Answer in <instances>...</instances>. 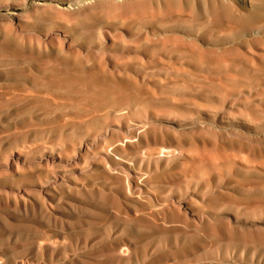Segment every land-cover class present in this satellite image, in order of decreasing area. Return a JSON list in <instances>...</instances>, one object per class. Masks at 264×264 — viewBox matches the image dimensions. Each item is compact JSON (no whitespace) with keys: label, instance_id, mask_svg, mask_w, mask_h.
<instances>
[{"label":"rangeland","instance_id":"374dc122","mask_svg":"<svg viewBox=\"0 0 264 264\" xmlns=\"http://www.w3.org/2000/svg\"><path fill=\"white\" fill-rule=\"evenodd\" d=\"M0 36V264H264V0H0Z\"/></svg>","mask_w":264,"mask_h":264},{"label":"bare ground","instance_id":"6f19581e","mask_svg":"<svg viewBox=\"0 0 264 264\" xmlns=\"http://www.w3.org/2000/svg\"><path fill=\"white\" fill-rule=\"evenodd\" d=\"M71 2H72V1H71ZM73 3H74V2H73ZM227 11H228V10H227ZM233 11H234V10H233ZM233 11H232V12H233ZM205 12H206V11H205ZM215 12H216V11H215ZM220 12H221V11H220ZM222 12H223V11H222ZM211 13H212V12H211ZM223 13H224V12H223ZM223 13H222V14H223ZM212 14H213V13H212ZM212 14H210V15H212ZM225 14H226V13H225ZM218 15H219V13H218ZM223 15H224V14H223ZM227 15H228V14H227ZM208 16H209V15H208ZM225 16H226V15H225ZM228 16H229V15H228ZM228 16H227V17H228ZM231 17H232V16H231ZM42 18H43V17H42ZM213 18H214V17H213ZM228 18H229V17H228ZM225 19H226V18H225ZM231 19H232V18H231ZM234 19H235V18H234ZM236 19H237V18H236ZM43 20H44V19H43ZM206 20H207V19H206ZM222 20H223V19H222ZM226 20H227V19H226ZM229 20H230V19H229ZM37 21H38V20H37ZM223 21H225V20H223ZM232 21H233V20H232ZM237 21H238V20H237ZM233 22H235V21H233ZM225 23H226V22H225ZM228 23H229V22H228ZM228 23H226V24H228ZM231 23H232V22H231ZM231 23H230V24H231ZM242 23H243V22H242ZM81 25H82V24H81ZM76 26H77V25H76ZM82 26H83V25H82ZM233 26H234V24H233ZM233 26L230 25V27H232V28H233ZM235 27H236V26H235ZM236 28H238V26H237ZM236 28H235V29H236ZM240 28H241V27H240ZM94 30H95V29H94ZM92 31H93V30H92ZM90 32H91V29H90ZM92 33H93V32H92ZM2 34H3V33H2ZM2 34H1V36H2ZM1 36H0V37H1ZM3 36H4V35H3ZM5 36H7V35H5ZM2 38H4V37H2ZM5 38H8V37H5ZM0 39H1V38H0ZM3 41H4V40H3ZM1 42H2V41H1ZM3 43H5V42H3ZM6 43H7V42H6ZM12 43H13V42H12ZM12 43H11V44L9 43V45L12 46V45H13ZM1 44H2V43H1ZM1 44H0V46H1ZM14 44H15V43H14ZM9 45H8V46H9ZM2 46H3V44H2ZM4 46H5V45H4ZM8 46H7V47H8ZM11 46H10V47H11ZM14 46H15V45H14ZM29 46H30V45H29ZM16 47H17V46H16ZM16 47H15V50H16ZM154 47H155V46H154ZM1 48H2V47H1ZM18 48H19V47H18ZM151 48H153V47H151ZM155 48H156V47H155ZM155 48H154V49H155ZM6 49H7V48H6ZM28 49H30V48L28 47ZM8 50H9V52L11 51L10 49H8ZM8 50H7V51H8ZM15 50H14V51H15ZM18 50L20 51V49H18ZM18 50H17V51H18ZM25 50H26V49H25ZM156 50H157V49H156ZM161 50H162V49H161ZM181 50H182V49H179V52H180ZM184 50H185V49H184ZM35 51H36V50H35ZM37 51H38V50H37ZM162 51H163V50H162ZM175 51H176V50H175ZM27 52H28V50H27ZM29 52H30V51H29ZM29 52H28V53H29ZM38 52H39V51H38ZM38 52H37V53H38ZM54 52H55V51H54ZM189 52H190V51H189ZM189 52H187V53H189ZM11 53H12V51H11ZM15 53H16V51H15ZM25 53H26V52H25ZM25 53H24V54H25ZM31 53H32V52H31ZM31 53H29V54H31ZM162 53H163V52H162ZM33 54H34V53H33ZM35 54H36V53H35ZM35 54H34V56H35ZM182 54H183V53H182ZM190 54H191V52H190ZM17 55H18V53H17ZM26 55H27V54H26ZM26 55H25V56H26ZM52 55H54V54H52ZM55 55H56V54H55ZM55 55H54V56H55ZM22 56H23V54L20 56L19 59L25 57V56H23V57H22ZM31 56H32V54H31ZM38 56L40 57V55H38ZM43 56H45V54H44ZM192 56H193V55H192ZM1 57H2V56H1ZM1 57H0V59H1ZM28 57H29V55H27V58H28ZM35 57H36V56H35ZM39 57H38V58H39ZM41 57H42V56H41ZM51 57H52V56H51ZM57 57H58L57 59H58V61H59V54H58ZM60 57H61V56H60ZM86 57H87V55H86ZM86 57H85V58H86ZM4 58H5V57H4ZM8 58H9V57H8ZM11 58H12V57H11ZM31 58H33V57H31ZM36 58H37V57H36ZM44 58H45V57H44ZM47 58H48V57H47ZM63 58H65V57H63ZM63 58H62V59H63ZM12 59H13V58H12ZM16 59H17V58H16ZM25 59H26V58H25ZM40 59H41V58H40ZM51 59H52V58H51ZM156 59H157V58H156ZM6 60H7V59H6ZM9 60H10V59H9ZM29 60H30V59H29ZM55 60H56V58H55ZM184 60H185V59H184ZM50 61H51V60H50ZM129 61H130V60H129ZM185 61H186V60H185ZM13 62L15 63V61H13ZM69 62L73 63L72 61H69ZM153 62H154V61H153ZM48 63H49V61H48ZM61 63H62V62H61ZM128 63H129V62H128ZM130 63H131V61H130ZM135 63H136V62H135ZM135 63H134V64H135ZM137 63H138V62H137ZM163 63H164V62H163ZM80 64H81V63H80ZM140 64H141V63H140ZM140 64H139V65H140ZM198 64H200V63H198ZM61 65H62V64H61ZM68 65H69V64H68ZM70 65H71V64H70ZM73 65H74V64H73ZM136 65H137V64H136ZM153 65H154V64H153ZM62 66H63V65H62ZM140 66H142V65H140ZM140 66H139V67H140ZM161 66H162V65H161ZM163 66H166V65H163ZM44 67H45V66H44ZM44 67H42V68L40 67V68H41V71H42L43 73H46V71H47L46 69H47V68H44ZM52 67H53V66H52ZM58 67H59V66H58ZM58 67H57L56 69L53 68L54 71L51 70L53 74H50V77L48 76V78H50L51 81L54 80V82H55V87H56L57 85H58L59 87H60L61 85H62V86H66L68 89H70V90H72V91H74V92H80V91L85 92V91H90V92H93L94 94H95V92H96V93H97V92H98V93L103 92V90H101V89H99L97 86H95V83H94V82H97V83L99 82V83H100V82H103V81L105 80V79H103L104 77L102 76V72L100 73V70H99V71H98V70H96V71H89V72L86 71V74L82 73V74H84V75H82L83 77H81V78L67 77V79L61 80L60 78H58V76H57L56 74H58V75H68L69 73H68V71H67L66 69L61 70V69H62L61 67H60L61 69L59 70ZM64 67H66V66H64ZM69 67H70V66H69ZM72 67H73V66H72ZM74 67H75V66H74ZM89 67H91V66H89ZM151 67H152V66H151ZM151 67H150V68H151ZM158 67H159V66H158ZM158 67H156V68H158ZM50 68H51V67H50ZM148 68H149V67H148ZM160 68L162 69V67H160ZM166 68H167V67H166ZM98 69H99V68H98ZM137 69H138V68H137ZM152 69H153V68H152ZM163 69H164V67H163ZM48 70H49V69H48ZM73 70H74V69H73ZM89 70H90V69H89ZM92 70H93V69H92ZM145 70H146V68H145ZM164 70H166V69H164ZM69 71H70V69H69ZM97 71H98V72H97ZM17 72H18V71H17ZM71 72H72V71H71ZM71 72H70V74H71ZM73 72H74V74H76V73H75L76 71H73ZM79 72H80V71H79ZM9 73H10V72H9ZM21 73H22V72H21ZM28 73H29V76H28V77H30V75H31V76H34V77H38V76L36 75V72H35V74H34L32 71H30V69H29ZM55 73H56V74H55ZM4 74H5V73H4ZM11 74H12V73H11ZM14 74H15V72L13 73V75H14ZM18 74H19V73H18ZM23 74H25V73H23ZM26 74H27V73H26ZM70 74H69V75H70ZM77 74H78V72H77ZM80 74H81V72H80L78 75H80ZM104 74H105V73H104ZM104 74H103V75H104ZM106 74H107V73H106ZM106 74H105V75H106ZM6 75H7V74H6ZM13 75H12V76H13ZM16 75H17V74H16ZM27 75H28V74H27ZM39 75H40V74H39ZM47 75H48V74H47ZM108 75H109V74H108ZM117 75H118V74H117ZM4 76H5V75H4ZM4 76H3V77H4ZM8 76L10 77V75H8ZM19 76H20V75H19ZM70 76H71V75H70ZM119 76H120V75H119ZM13 77H14V76H13ZM15 77H16V76H15ZM106 77H107V75H106ZM110 77L112 78L111 75H110ZM0 78H2V77L0 76ZM38 78H39V77H38ZM107 78H109V77H107ZM128 78H129V77H128ZM3 79H4V78H3ZM31 79H32V78H31ZM33 79H34V78H33ZM33 79H32V80H33ZM36 79H37V78H36ZM36 79H35L33 82H35ZM40 79L43 81L44 77H43V79H42V78H40ZM120 79H121V78H120ZM106 80H107V79H106ZM109 80H110V78H109ZM51 81H50V82H51ZM122 81H125V80H122ZM48 82H49V81H48ZM48 82H47V83H48ZM50 82H49V83H50ZM107 82H109V81H105V85H106ZM110 82H111V80H110ZM112 82H113V78H112ZM112 82H111V83H112ZM128 82H129V81H128ZM132 82L134 83V81H132ZM132 82H130V83H132ZM43 83H44V82H43ZM56 83H57V85H56ZM103 83H104V82H103ZM113 83L115 84V81H114ZM113 83H112V84H113ZM125 83H126V82H125ZM125 83L123 82L124 86H125ZM171 83H172V84H176V83H173V82H171ZM51 84H53V83L51 82ZM116 84H117V83H116ZM168 84H169V83H168ZM181 84H182V83H181ZM15 85H17V83H16ZM25 85H26V84H25ZM96 85H97V84H96ZM119 85H120V84H119ZM131 85L134 87V84H131ZM131 85H130V86H131ZM170 85H171V84H170ZM178 85H179V84H178ZM183 85H184V84H183ZM20 86H21V85H20ZM42 86H43V85H42ZM42 86H41V88H42ZM99 86H100V85H99ZM107 86H110V85H107ZM107 86H106V87H107ZM112 86H113V85H112ZM112 86H111V87H112ZM114 86H115V85H114ZM126 86H127V85H126ZM130 86H128V87H130ZM132 86H131V87H132ZM1 87H2V86H0V88H1ZM10 87H12V89H13V86H10ZM22 87H23V86H22ZM25 87H26V86H25ZM25 87H24V88H25ZM55 87H54V88H55ZM96 87H97L100 91H99ZM116 87H118V85H117ZM131 87H130V89H131ZM126 88H127V87H126ZM4 89H6V88H4ZM12 89H11V90H12ZM115 89H116V88H115ZM120 89H121V88H120ZM123 89H124V88H123ZM130 89H129V91H130ZM136 89H137V88H136ZM1 90H3V89H1ZM7 90H8V89H7ZM9 90H10V89H9ZM9 90H8V91H9ZM11 90H10V91H11ZM15 90H17V89H15ZM20 90L22 91V89H20ZM27 90H29V88H27ZM31 90H32V89H31ZM31 90H30V91H31ZM110 90H111V89H110ZM121 90H122V89H121ZM131 90H132V89H131ZM134 90H135V89H134ZM30 91H29V92H30ZM32 91H33V90H32ZM32 91H31V92H32ZM114 91H115V90H114ZM135 91H137V90H135ZM135 91H134V92H135ZM1 92H2V91H1ZM26 92H28V91H26ZM31 92H30V93H31ZM48 92H49V91H48ZM131 92H132V91H131ZM141 92H142V91H141ZM146 92H148V91H146ZM2 93H4V92H2ZM41 93H42V92H41ZM41 93H40V94H41ZM44 93H45V92H43V95H44ZM72 93H73V92H72ZM93 93H91V94H93ZM103 93H104V92H103ZM103 93H101V94H103ZM123 93H124V92H123ZM0 94H1V93H0ZM35 94H36V91H35V93H34V96H35ZM45 94H46V93H45ZM69 94H70V93H69ZM69 94H68V95H69ZM101 94H100V95H101ZM114 94L116 95V93H114ZM139 94H141V93H139ZM143 94H144V93H143ZM143 94H142V97H143V98H140V99H142L141 101H144L143 99H145L144 96H143ZM24 95H25V94H24ZM24 95H23V97H24ZM27 95H29V94L27 93ZM27 95H25V96H27ZM30 95H31V94H30ZM32 95H33V94H32ZM46 95H47V96H46V98H47V97H48V93H47ZM50 95H52V94H50ZM50 95H49V96H50ZM104 95H106V93H104ZM107 95H109V98L111 97V94L108 93ZM121 95H123V94H121ZM132 95H134V94H132ZM132 95H131V96H132ZM135 95H137L136 92H135ZM144 95H145V94H144ZM147 95H148V94H146L145 97H146ZM36 96H37V94H36ZM41 96H42V95H41ZM70 96H72V94H71ZM124 96H125V94H124ZM126 96H127V95H126ZM126 96H125V97H126ZM131 96H130V97H131ZM137 96H140V97H141V95H137ZM148 96H149V95H148ZM27 97H28V96H27ZM27 97H25V99H27ZM30 97H31V96H30ZM44 97H45V96H44ZM51 97H52V98H55V97H53V95H52ZM56 97H57V95H56ZM58 97H59V96H58ZM64 97H66V96L64 95ZM77 97H78V96H77ZM77 97H76V98H77ZM116 97H117V96H116ZM150 97H151V95L149 96L148 99H150ZM16 98H17V97H16ZM19 98H20V96H19ZM21 98H22V96H21ZM66 98H67V97H66ZM97 98H98V97H97ZM107 98H108V97H107ZM112 98H113V97H112ZM123 98H124V97H123ZM126 98H127V97H126ZM137 98H139V97H137ZM28 99H29V98H28ZM48 99H51V98L48 97ZM56 99H57V98H56ZM68 99H69V98H68ZM68 99H67V100H68ZM78 99H80V100H78V101H81L80 96H79ZM120 99H121V98H120ZM1 100H2V99H1ZM1 100H0L1 103H2V101H3L4 104H6L5 101H4V100H6L5 97L3 98L2 101H1ZM7 100H8V99H7ZM7 100H6V101H7ZM62 100H63V99H62ZM65 100H66V99H65ZM67 100H66V101H67ZM74 100L76 101L77 99H74ZM82 100H83V99H82ZM92 100H93V99H92ZM92 100H91V101H92ZM132 100H133V99H132ZM136 100H137V99H136ZM11 101H14V100L11 99ZM51 101H52V100H51ZM53 101H55V100L53 99ZM53 101H52V102H53ZM60 101H61V99H60ZM60 101H59V98H58V102H60ZM72 101H73V99H72ZM84 101H85V100H84ZM93 101H95V100H93ZM111 101H112V100H111ZM134 101H135V100H134ZM138 101H139V100H138ZM32 102H35V100L32 101ZM38 102L40 103V101H38ZM38 102H37V103H38ZM41 102H42V101H41ZM48 102H49V101H48ZM82 102H83V101H81V103H82ZM88 102H89V101H88ZM136 102H137V101H136ZM7 103H8V102H7ZM9 103H11V102L9 101ZM23 103H24V102H23ZM37 103H36V105H38ZM70 103H71V102H70ZM78 103H80V102H78ZM99 103H100V102H99ZM99 103H98V106H99V108H100V105L102 104V102H101L100 104H99ZM103 103H106V101L103 102ZM139 103H140V102H139ZM139 103H138V104H139ZM2 104H3V103H2ZM2 104H0V105H2ZM28 104H29V103H28ZM40 104H41V106H42V103H40ZM50 104H51V103H50ZM50 104H49V105H50ZM140 104H141V103H140ZM140 104H139V105H140ZM33 105H34V107H35V104H33ZM84 105H86V104H84ZM91 105H92V104H91ZM93 105H94V104H93ZM31 106H32V103H31ZM39 106H40V105H39ZM47 106H48V105H47ZM54 106H55V105H54ZM65 106H66V105H65ZM89 106H90V103H89L88 107H89ZM95 106H96V105H95ZM103 106H104V105H103ZM122 106H123V105H122ZM44 107H45V106H44ZM92 107H93V106H92ZM2 108H3V105H2ZM2 108H1V109H2ZM7 108H8V107H7ZM19 108H20V107H19ZM41 108H42V107H41ZM46 108H48V107H46ZM50 108H51V107H50ZM50 108H49V109H50ZM52 108H53V107H52ZM3 109H4V108H3ZM21 109H22V108H21ZM21 109H19V110H21ZM25 109H26V108H25ZM42 109H43V108H42ZM49 109H48V110H49ZM68 109H69V108H68ZM89 109H92V108H89ZM96 109H97V108H96ZM17 110H18V109H17ZM94 110H95V109H94ZM98 110H99V109H98ZM116 110H120V109H116ZM8 111H9V109H8ZM8 111H7V112H8ZM27 111H29V108H28ZM55 111H57V110H55ZM86 111H87V110H86ZM89 111H91V110H89ZM100 111H102L101 108H100ZM100 111H99V112H100ZM105 111H106V110H105ZM105 111H103V112H105ZM5 112H6V111H5ZM17 112H18V111H17ZM20 112H22V111H20ZM20 112H18V113H20ZM23 112H24V111H23ZM49 112H50V111H49ZM87 112H88V111H87ZM87 112H86V113H87ZM95 112H96V111H95ZM107 112H108V111H107ZM29 113H30V112H29ZM32 113H33V112H32ZM47 113H48V112H47ZM84 113H85V111H84ZM88 113H89V112H88ZM96 113H97V112H96ZM34 115H35V114H34ZM39 115H40V114H39ZM46 115H47V114H46ZM80 115H81V114H80ZM84 115H85V114H84ZM100 115L102 116V114H100ZM16 116H17V115H16ZM18 116H19V115H18ZM71 116H72V114H71ZM92 116H94V115H92ZM96 116H97V115H96ZM96 116H95V117H96ZM104 116H105V115H104ZM10 117H11V116H10ZM75 117H76V116H75ZM90 117H91V116H90ZM45 118H46V117H45ZM59 118H60V117H59ZM62 118H63V117H62ZM62 118H61V119H62ZM68 118H69V117H68ZM82 118H83V120H84V119L86 118V115H85V118H84V117H82ZM82 118H80V119H82ZM28 119H29V118H28ZM28 119H26V121H27ZM66 119H67V118H66ZM66 119H64L63 121L61 120L62 122H61L60 126L62 125L63 122H65ZM72 119H73V118H72ZM77 119H79V118L77 117ZM116 119H117V118H116ZM22 120H23V119H22ZM29 120H30V119H29ZM29 120H28V121H29ZM46 120H47V118H46ZM52 120H53V119H52ZM58 120H59V119H58ZM69 120H70V119H68V121H69ZM87 120H88V115H87ZM87 120H86V121H87ZM89 120H90V119H89ZM89 120H88V121H89ZM66 121H67V120H66ZM68 121H67V122H68ZM75 121H76V120H75ZM78 121L80 122V120H78ZM84 121H85V120H84ZM84 121L82 122V124L84 123ZM91 121H92V120H91ZM12 122H13V121H12ZM43 122H44V121H43ZM21 123H22V121H21ZM24 123H25V120H24ZM24 123H23V124H24ZM28 123H31V122L29 121V122H27V124H28ZM45 123H46V122H45ZM47 123L49 124V122H47ZM72 123H73V122H72ZM90 123H91V122H90ZM0 124H1V123H0ZM23 124H22V125H23ZM34 124H35V123H34ZM48 124H47V126L44 125V124H43V125L41 124V125L43 126V129H44V126H45L46 128L49 126ZM74 124H75V123H74ZM76 124H77V123H76ZM12 125H13V123H12ZM37 125L41 126L40 124H37ZM37 125H35V126L37 127V129H38V130H41V129H39V127H38ZM51 125H52V124H51ZM51 125H50V128H51ZM53 125H54V122H53ZM80 125H81V124H80ZM17 126H18V125H17ZM26 126H27V128H28V127H29V124H28V125H26V124L23 125V127H26ZM60 126H59V127H60ZM73 126H74V125H73ZM78 126H79V125H78ZM13 127H14V126H13ZM13 127H12V128H13ZM18 127H19V126H18ZM53 127H54V126H53ZM61 127H62V126H61ZM3 128H4V127H3ZM16 128H17V127H16ZM32 128H34V127H32ZM48 128H49V127H48ZM50 128H49V129H50ZM1 129H2V128H1ZM13 129H15V128H13ZM24 129H26V128H24ZM28 129H29V128H28ZM28 129H27V131L29 132ZM34 129H35V128H34ZM34 129H33V130H34ZM57 129H58V128H57ZM3 130H4V129H3ZM5 130H7V128H6ZM9 130H10V128L8 129V131H9ZM11 130H12V129H11ZM15 130H16V131H15ZM15 130H14V131H15L17 134H15V137H13V139L16 138L18 134L20 135L19 132H22V131H20L21 129H20V130H19V129H18V130L15 129ZM70 130H71V129H70ZM18 131H19V132H18ZM43 131H44V130H43ZM0 132H1V131H0ZM6 132H7V131H6ZM12 132H13V131H12ZM24 132H25V130H24ZM31 132H32V131H31ZM35 132H36V129H35ZM39 132H41V131H39ZM72 132H73V131H72ZM72 132H71V133H72ZM151 132H152V131H151ZM4 133H5V132L1 133L2 136L0 135V138L3 137V134H4ZM25 133H26V132H25ZM25 133H24V134H25ZM57 133H58V132H57ZM7 134H8V133H7ZM7 134H5L6 137L11 136V133H10V135H8V136H7ZM21 134H22V133H21ZM41 134H42V133H41ZM13 135H14V134H13ZM22 135H23V134H22ZM22 135H21V136H22ZM37 135H38V134H37ZM37 135H36V136H37ZM42 135H43V134H42ZM34 136H35V135H34ZM4 137H5V136H4ZM19 137H20V136H19ZM37 137H38V136H37ZM57 137H58V136H57ZM142 137H143V136H142ZM153 137H154V135H153ZM25 138H26V137H25ZM41 138H42V137H41ZM16 139H17V138H16ZM28 139H29V138H28ZM28 139H27V140H28ZM49 140H50V139H49ZM141 140H142V139H141ZM13 141H15V139H14ZM13 141H12V142H13ZM139 141H140V140H139ZM143 141H144V139H143L141 142H143ZM27 142H28V141H27ZM49 142H50V141H49ZM117 142H118V141H117ZM9 143H10V142H9ZM12 144H13V143H12ZM24 144H25V143H24ZM60 144H61V143H60ZM123 144H124V143H123ZM126 144H127V142H126ZM128 144H129V143H128ZM135 144H136V143H135ZM145 144H146V141H145ZM10 145H11V144H10ZM46 145H47V144H46ZM52 145H53V144H52ZM12 146H13V145H12ZM50 146H51V145H50ZM61 146H62V145H61ZM121 146H122V145H121ZM130 146H131V145H130ZM136 146H137V145H136ZM34 148H35V147H34ZM38 148H41V147H38ZM42 148L44 149V147H42ZM42 148H41V149H42ZM59 149H60V147H59ZM105 149H106V148H105ZM117 149H118V147H117ZM117 149H116V150H117ZM133 149H134V148H133ZM136 149H137V148H135L134 151H135ZM28 150H30V149H28ZM34 150H35V149H34ZM122 150H123V149H122ZM137 150H138V149H137ZM5 151H7V150H5ZM19 151H20V150H19ZM31 151H33V149H32ZM102 151H103V150H102ZM120 151H121V150H120ZM124 151H126V150H124ZM124 151H123V152H124ZM139 151H140V150H139ZM8 152H9V150H8ZM27 152H28V151H27ZM107 152H108V151H107ZM123 152H122V153H123ZM135 152L138 153V151H135ZM4 153H6V152H4ZM125 153H126V152H125ZM69 154H70V153H68L67 155H69ZM139 154H140V153H139ZM63 155H64V154H63ZM67 155H66V157H67ZM115 155H116V154H115ZM2 156H3V154H2ZM97 157H98V156H97ZM34 158H35V157H34ZM49 158H50V157H49ZM49 158H48V159H49ZM172 158H173V157H172ZM10 159H11V158H10ZM97 159H99V158H97ZM11 160H12V159H11ZM37 160H38V159H37ZM43 160H45V159L43 158ZM100 160H101V156H100ZM102 160H103V159H102ZM49 161H50V160H49ZM33 163H34V162H33ZM49 163H51V162H49ZM18 164H19V163H18ZM58 165H59V164H58ZM155 165H156V164H154V166H155ZM9 166H10V165H9ZM53 166H55V165H53ZM19 167H20V166H19ZM21 167H22V166H21ZM100 167H101V166H100ZM101 168H102V167H101ZM112 169H113V168H112ZM8 170H9V168H8ZM103 170H104V168H103ZM49 171H50V170H49ZM95 171H96V170H95ZM151 172H152V171H151ZM39 173H40V172H39ZM97 173H98V172H96V174H97ZM109 173H110V172H109ZM31 174H32V173H31ZM42 174H43V173H42ZM42 174H41V175H42ZM69 174H70V173H69ZM73 174H74V173H73ZM98 174H99V173H98ZM151 174H152V173H151ZM25 175H26V174H25ZM27 175H28V174H27ZM43 175H44V174H43ZM65 175H66V174H65ZM65 175H64V176H65ZM106 175H107V174H106ZM106 175H105V176H106ZM109 175H113V174H109ZM109 175H108V176H109ZM114 175H115V174H114ZM21 176H22V174H21ZM33 176L35 177L34 174H33ZM57 176H58V175H57ZM59 176H60V175H59ZM118 176H119V175H118ZM27 177L29 178V175H28ZM111 177H112V176H111ZM111 177H110V178H111ZM113 177H114V176H113ZM146 177H147V175H146ZM35 178H36V177H35ZM38 178H39V177H38ZM59 178H60V177H59ZM63 178H64V177H63ZM84 178H85V177H84ZM114 178H115V177H114ZM114 178H113V179H114ZM116 178H117V177H116ZM150 178H151V177H150ZM3 179H4V178H3ZM15 179H16V178H15ZM71 179H72V178H71ZM118 179H119V182H120L121 177L118 178ZM122 179H123V178H122ZM148 179H149V178H148ZM160 179H161V178H160ZM163 179H164V178H163ZM73 180H74V178H73ZM124 180H125V179H124ZM164 180H165V179H164ZM15 181H17V180H15ZM56 181H57V180H56ZM113 181H114V184L117 183V182H115V180H113ZM116 181H118V180H116ZM136 181H137V180H136ZM145 181L147 182V180H145ZM150 181H151V182H150L149 184H151L152 182H154V179H153V180H150ZM13 182H14V181H13ZM73 182H74V181H73ZM91 182H92V181H91ZM141 182H142V181H141ZM155 182H156V180H155ZM164 182H165V181H164ZM121 183H122V181H121ZM122 184H123V183H122ZM152 184H154V183H152ZM48 185H49V184H48ZM55 185H56V184H55ZM116 185H118V184H116ZM119 185H120V183H119ZM119 185H118V186H119ZM119 187H121V186H119ZM123 187H124V186H123ZM123 187H122V188H123ZM30 188H31V187H30ZM51 189H52V188H51ZM80 189H81V188H80ZM12 190H13V189H12ZM68 190H69V189H68ZM100 190H101V189H100ZM100 190H99V191H100ZM21 191H23V190H21ZM99 191H98V192H99ZM15 193H16V192H15ZM21 193H22V192H21ZM83 193H84V192H83ZM38 194H40V193H38ZM75 194H76V193H75ZM75 194H74V195H75ZM99 194H100V193H99ZM25 195H26V194H25ZM3 196H4V195H3ZM57 196H58V195H57ZM0 197H1V196H0ZM4 197H5V196H4ZM33 197H34V196H33ZM55 197H56V196H55ZM5 198H6V197H5ZM5 198H4V200H6ZM31 198H32V197H31ZM34 200H35V198H34ZM65 200H66V199H65ZM9 201H11V200H9ZM35 201H36V200H35ZM6 202H7V201H6ZM13 202H14V201H13ZM13 202H10V204L13 203ZM36 202L38 203V201H36ZM0 203H1V202H0ZM14 203H15V202H14ZM23 204H24V203H23ZM2 205H3V204H2ZM5 205H7V204L5 203L4 206H5ZM12 205L15 206V204H11V205H9V206H12ZM35 205H36V204H35ZM4 206H3V207H4ZM14 206H13V209H12V207H11L12 211H14ZM38 206H39V204H38ZM3 207H2V209H3ZM6 207H7V206H6ZM22 207H24V206H22ZM40 207H41V206H39L38 208H40ZM110 207H111V206H110ZM29 208H30V207H29ZM29 208H28V209H29ZM60 208H61V207H60ZM112 208H113V207H112ZM7 209L9 210V208H7ZM7 209H5V210H7ZM32 209H33V208H32ZM36 209H37V208H36ZM54 209H55V208H54ZM56 209H57V208H56ZM30 210H31V209H30ZM38 210L41 211L40 209H38ZM63 210H64V209H63ZM113 210H114V209H113ZM115 210H116V209H115ZM16 211H17V210H16ZM18 211H19V210H18ZM24 211H25V210H24ZM31 212H32V214H30V215H33V211H31ZM35 212H36V211H35ZM85 212H86V211H85ZM28 213H29V212H28ZM50 213H51V212H50ZM111 213L113 214V211H111ZM149 213H150V212H149ZM38 214H39V213H38ZM43 214H44V213H43ZM114 214H115V213H114ZM154 214H155V213H154ZM24 215H25V214H24ZM48 215H49V214H48ZM155 215H156V214H155ZM41 216H42V215H41ZM113 216H114V215H113ZM149 216H150V215H149ZM156 216H157V215H156ZM32 217H35V216H32ZM47 217H48V216H47ZM153 217H154V216H153ZM35 218H36V217H35ZM37 218H38V217H37ZM41 218H42V217H41ZM111 218H113V217H111ZM121 218H122V217H121ZM38 219H39V218H38ZM106 219H107V218H106ZM115 219H116V217H115ZM144 219H145V217H144ZM39 220H40V219H39ZM123 220H124V218H123ZM123 220H122V221H123ZM138 220H139V219H138ZM150 220H152V219H150ZM45 221H46V220H45ZM48 221H49V220H48ZM141 221H142V220H141ZM144 221H145V220H144ZM49 222H50V221H49ZM52 222H53V221H52ZM54 222H55V221H54ZM108 222H109V221H108ZM38 223H39V222H38ZM44 223H45V222H43V224H44ZM56 223H57V222H56ZM58 223H59V222H58ZM60 223H61V222H60ZM124 223H125V221H124ZM142 223H143V221H142ZM144 223H145V222H144ZM153 223H155L154 220H153L152 224H153ZM159 223H160V222H159ZM54 224H55V223H54ZM54 224H53V226H54ZM152 224H151V226H153ZM161 224H163V223L161 222ZM136 225H137V224H136ZM143 225H145V224H143ZM147 225H148V224H147ZM53 226H52V227H53ZM151 226H149V227H151ZM160 226H162V225H160ZM146 227H147V226H146ZM162 227H163V226H162ZM57 228H58V227H57ZM147 228H148V227H147ZM153 228L156 229L155 227H153ZM151 229H152V228H151ZM38 230H39V229H38ZM40 230H41V229H40ZM50 230H51V229H50ZM156 230H158V229H156ZM161 230H162V229H161ZM8 231H9V230H8ZM36 231H37V230H36ZM55 231H56V230H54V232H55ZM61 231H62V230H61ZM16 232H17V231H16ZM33 232H34V231H33ZM40 232H41V231H40ZM48 232H49V231H48ZM56 232H57V231H56ZM59 232H60V231H59ZM60 235H61V234H60ZM35 240H36V239H35ZM38 241H39V240H38ZM118 245H119V244H118ZM121 245H122V244H121ZM20 246H21V245H20ZM129 246H130V245H129ZM21 247H22V246H21ZM45 247H46V246H45ZM111 247H112V246H111ZM111 247H110V248H111ZM120 247H121V246H120ZM9 248H11V247H9ZM105 248H106V246H105ZM110 248H109V249H110ZM125 248H126V247H125ZM116 249H117V248H116ZM11 250H12V249H11ZM50 250H51V249H50ZM106 250H107V249H106ZM9 251H10V250H9ZM110 251H111V250H110ZM112 251L114 252V250H112ZM112 251H111V252H112ZM115 251H116V250H115ZM53 252H54V251H53ZM120 252H121V251H120ZM101 253H102V252H101ZM106 253H108V252H106ZM46 254H47V253H45V255H46ZM118 255H119V254H118ZM111 257H112V256H111ZM111 257H110V261L112 260ZM115 257H116V256H115ZM117 257H119V256H117ZM123 258H124V257H123ZM126 259H127V258H126ZM5 260H6V259H5ZM62 261H63V260H62ZM111 262H113V261H111ZM114 262H116V261H114ZM7 263H8V262H7ZM10 264H11V263H10ZM19 264H20V263H19ZM26 264H27V263H26ZM67 264H68V263H67Z\"/></svg>","mask_w":264,"mask_h":264}]
</instances>
